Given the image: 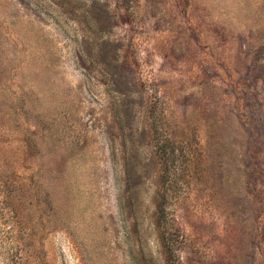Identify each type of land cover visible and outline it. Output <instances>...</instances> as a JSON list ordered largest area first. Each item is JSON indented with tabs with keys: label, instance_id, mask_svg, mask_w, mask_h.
I'll return each instance as SVG.
<instances>
[{
	"label": "rangeland",
	"instance_id": "1",
	"mask_svg": "<svg viewBox=\"0 0 264 264\" xmlns=\"http://www.w3.org/2000/svg\"><path fill=\"white\" fill-rule=\"evenodd\" d=\"M0 264H264V0H0Z\"/></svg>",
	"mask_w": 264,
	"mask_h": 264
}]
</instances>
